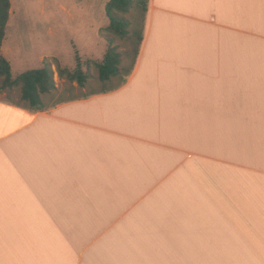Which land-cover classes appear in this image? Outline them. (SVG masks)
Returning <instances> with one entry per match:
<instances>
[{
    "label": "crops",
    "instance_id": "0c3cea01",
    "mask_svg": "<svg viewBox=\"0 0 264 264\" xmlns=\"http://www.w3.org/2000/svg\"><path fill=\"white\" fill-rule=\"evenodd\" d=\"M0 264H264V0H150L117 87L1 95Z\"/></svg>",
    "mask_w": 264,
    "mask_h": 264
},
{
    "label": "rangeland",
    "instance_id": "374dc122",
    "mask_svg": "<svg viewBox=\"0 0 264 264\" xmlns=\"http://www.w3.org/2000/svg\"><path fill=\"white\" fill-rule=\"evenodd\" d=\"M108 1L12 0L15 10L9 38H18L23 42V47L16 49L15 56L9 54L13 63L12 75L15 78L28 69L51 64L55 70L57 88L52 93L43 95L47 107L117 87L127 77L138 40L136 35L131 39H122L106 31L110 22L106 14ZM126 16L136 18L137 27L141 29V14L137 7L132 8ZM109 36L114 38V45L118 46L123 55L121 74L109 81H102L99 63L103 61L110 45ZM78 57L83 70L88 74V80L83 86L61 77L57 69V62L63 68L76 69ZM3 83L4 77L0 75V96L7 93L16 102L28 104L22 99L20 86L3 87Z\"/></svg>",
    "mask_w": 264,
    "mask_h": 264
},
{
    "label": "trees",
    "instance_id": "16d2710c",
    "mask_svg": "<svg viewBox=\"0 0 264 264\" xmlns=\"http://www.w3.org/2000/svg\"><path fill=\"white\" fill-rule=\"evenodd\" d=\"M150 0H109L106 4V14L110 20L106 31L112 36H119L122 39H131L136 35L138 43L135 49L134 61L127 70V76L132 72L140 47L144 39V29L147 12L149 10ZM134 7H137L141 14L142 26L137 27V19H131L126 16ZM12 8L11 0H0V42L6 36V29L10 19ZM109 36V47L105 53L104 59L99 63V75L102 81H109L121 74L122 52L117 45H114V38ZM57 69L61 77H66L70 81H76L81 86L88 80V74L83 70L79 57L78 67L76 69L63 68L60 62H57ZM0 75L4 77L3 87L20 86L22 99L25 100L32 109L46 108L43 99L44 94H50L57 88L55 80V70L51 64L41 68L28 69L20 73L17 77L12 75L10 61L0 57ZM126 81L123 78L122 82ZM106 91V90H102Z\"/></svg>",
    "mask_w": 264,
    "mask_h": 264
}]
</instances>
